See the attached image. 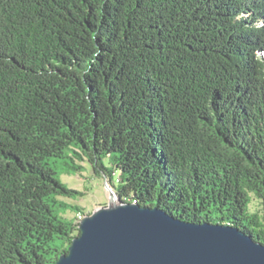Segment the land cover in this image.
<instances>
[{
    "label": "trees",
    "instance_id": "1",
    "mask_svg": "<svg viewBox=\"0 0 264 264\" xmlns=\"http://www.w3.org/2000/svg\"><path fill=\"white\" fill-rule=\"evenodd\" d=\"M82 164L264 244V0H0V264L68 251Z\"/></svg>",
    "mask_w": 264,
    "mask_h": 264
},
{
    "label": "water",
    "instance_id": "2",
    "mask_svg": "<svg viewBox=\"0 0 264 264\" xmlns=\"http://www.w3.org/2000/svg\"><path fill=\"white\" fill-rule=\"evenodd\" d=\"M110 199L78 222L55 264H264V244L229 224L185 221L160 206Z\"/></svg>",
    "mask_w": 264,
    "mask_h": 264
},
{
    "label": "rangeland",
    "instance_id": "3",
    "mask_svg": "<svg viewBox=\"0 0 264 264\" xmlns=\"http://www.w3.org/2000/svg\"><path fill=\"white\" fill-rule=\"evenodd\" d=\"M83 166L85 168L81 172L73 175L65 174L61 178L68 187L82 192L80 196H76L74 199L64 198L65 201L81 207L80 214H75L71 210H67L65 213L67 217L74 216L77 223L84 215L90 214L94 209L103 205L106 206L110 199V191L105 186L104 178L94 176L87 165ZM255 204L257 205V201L253 200L252 206Z\"/></svg>",
    "mask_w": 264,
    "mask_h": 264
}]
</instances>
